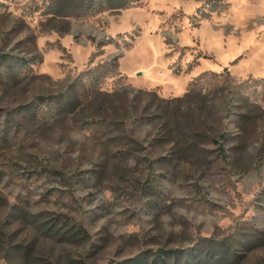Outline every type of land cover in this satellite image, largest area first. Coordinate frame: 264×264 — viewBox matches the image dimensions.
Wrapping results in <instances>:
<instances>
[{
	"label": "rangeland",
	"instance_id": "rangeland-1",
	"mask_svg": "<svg viewBox=\"0 0 264 264\" xmlns=\"http://www.w3.org/2000/svg\"><path fill=\"white\" fill-rule=\"evenodd\" d=\"M131 1L0 0V264H264V0Z\"/></svg>",
	"mask_w": 264,
	"mask_h": 264
},
{
	"label": "trees",
	"instance_id": "trees-1",
	"mask_svg": "<svg viewBox=\"0 0 264 264\" xmlns=\"http://www.w3.org/2000/svg\"><path fill=\"white\" fill-rule=\"evenodd\" d=\"M62 1V5L65 6L68 0H60ZM132 2L131 0H82L80 7H84L82 3H87L86 7L92 8L97 6L100 7V10H107V9H120L125 7L128 3ZM118 57L114 56L116 60ZM59 106H64L67 98L61 96L58 100ZM171 252V251H170ZM171 253L178 254V250H174Z\"/></svg>",
	"mask_w": 264,
	"mask_h": 264
}]
</instances>
